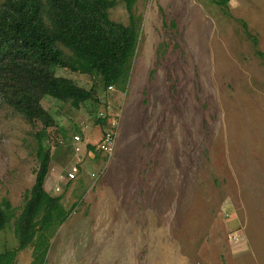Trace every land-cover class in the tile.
I'll return each instance as SVG.
<instances>
[{
	"label": "rangeland",
	"instance_id": "rangeland-1",
	"mask_svg": "<svg viewBox=\"0 0 264 264\" xmlns=\"http://www.w3.org/2000/svg\"><path fill=\"white\" fill-rule=\"evenodd\" d=\"M133 12L124 90L58 67L99 103L43 100L57 121L42 133L53 155L45 188L70 211L41 241L44 264H264V0H136ZM110 15L129 23L123 0ZM112 121L108 156L99 142ZM39 129L0 103V203L12 215L0 254L19 246ZM32 259L29 246L15 264Z\"/></svg>",
	"mask_w": 264,
	"mask_h": 264
},
{
	"label": "trees",
	"instance_id": "trees-1",
	"mask_svg": "<svg viewBox=\"0 0 264 264\" xmlns=\"http://www.w3.org/2000/svg\"><path fill=\"white\" fill-rule=\"evenodd\" d=\"M123 1L129 12L128 24L111 18L110 9L116 0L0 2V103L40 127L35 133L39 168L14 227L19 246L1 253L0 264H15L17 252L29 246L31 264H44L48 245L40 248L42 239L69 215L62 196L52 195L45 188L53 155L44 146L42 133L57 121L45 110L43 100L53 97L71 101L76 107L78 102L99 103L94 87L87 89L71 77L58 75V67L97 74L104 88L115 84L125 89L140 32L133 12L136 0ZM213 1L219 5L229 2ZM97 122L105 125L107 120L100 116ZM9 209L8 200L0 203V229L9 225Z\"/></svg>",
	"mask_w": 264,
	"mask_h": 264
},
{
	"label": "built area",
	"instance_id": "built-area-1",
	"mask_svg": "<svg viewBox=\"0 0 264 264\" xmlns=\"http://www.w3.org/2000/svg\"><path fill=\"white\" fill-rule=\"evenodd\" d=\"M108 88L113 89V85L108 86ZM98 115H99V117L100 116L104 117L101 114H98ZM107 124H108V120H107ZM115 126L116 125H115V123H113V121H112L111 125L109 123V125L106 128V132H105L104 136L101 138V140L99 142V143H101V149L104 150V153L108 156H111L113 154V151L115 148V143H116L115 138H116V135L118 133V130L116 129ZM84 129H85V127H82V130H84ZM79 131H81V130H79ZM74 135H75L74 140L76 142L81 141L82 135L80 133H75ZM79 163L80 162H77L76 165L70 171L67 172V176L64 178H66L68 180H72L73 178H75V175L78 172V168H79L78 164ZM103 172H104L103 170L94 171L93 173H91V177H94L97 179L98 177H100L103 174ZM58 189L59 188H57V190Z\"/></svg>",
	"mask_w": 264,
	"mask_h": 264
},
{
	"label": "crops",
	"instance_id": "crops-1",
	"mask_svg": "<svg viewBox=\"0 0 264 264\" xmlns=\"http://www.w3.org/2000/svg\"><path fill=\"white\" fill-rule=\"evenodd\" d=\"M93 169V168H92ZM93 172V170H91V173ZM90 173V172H89ZM66 179V178H65ZM68 181V179H66ZM57 188V187H56Z\"/></svg>",
	"mask_w": 264,
	"mask_h": 264
},
{
	"label": "clouds",
	"instance_id": "clouds-1",
	"mask_svg": "<svg viewBox=\"0 0 264 264\" xmlns=\"http://www.w3.org/2000/svg\"><path fill=\"white\" fill-rule=\"evenodd\" d=\"M58 188V187H57Z\"/></svg>",
	"mask_w": 264,
	"mask_h": 264
}]
</instances>
